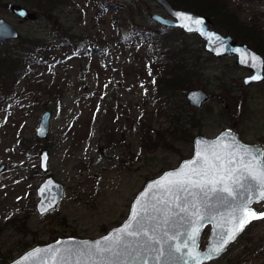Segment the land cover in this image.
<instances>
[{
    "label": "rangeland",
    "instance_id": "1",
    "mask_svg": "<svg viewBox=\"0 0 264 264\" xmlns=\"http://www.w3.org/2000/svg\"><path fill=\"white\" fill-rule=\"evenodd\" d=\"M124 1L113 0L103 23L94 21L96 0H65L49 16L31 7L34 0H0V18L17 27L23 41L33 36L56 40L59 35L86 32L98 47L92 51L95 45L90 43V57L71 54L64 64L52 66L46 73L33 72L32 84L15 86L21 94L17 104L11 99L7 110L0 112V165H7L0 173V254L12 256L11 261L55 237L97 238L122 224L148 180L193 155L197 135L214 137L234 128L244 141L264 143V81L246 86L244 78L250 71L237 65L235 57L215 58L206 51L195 56L201 69L189 90L204 89L212 99L198 114L179 101L181 109L193 116L195 124L184 129H190L194 137L172 133L179 132L180 124L161 114L155 104L147 105L150 97L143 85L147 66L142 67V74L139 66L134 72L130 53L118 55L99 44L109 40L113 19L122 17L116 7ZM139 1L152 14L165 15L155 0ZM227 4L254 31L252 43H264V0H228ZM12 5L27 7L36 17L21 19L12 13ZM146 28L157 27L148 24ZM215 29L228 34L217 25ZM102 35H106L104 41ZM193 40L188 39L190 44ZM21 45L19 40L0 43V52H12ZM55 82L61 84L62 96H57ZM3 94L0 89V97ZM47 109L52 111L51 131L48 140H43L35 135V128ZM149 121L153 125L150 131L159 129L169 145L163 142L143 149L135 124ZM114 129L118 135L108 148L109 133ZM44 148L50 153L49 174L65 185L66 192L57 208L40 215L36 189L46 174L34 167H39V153ZM254 207L264 211V201ZM205 230L202 247L210 236V227ZM205 264H264V217L252 222L220 258Z\"/></svg>",
    "mask_w": 264,
    "mask_h": 264
},
{
    "label": "water",
    "instance_id": "2",
    "mask_svg": "<svg viewBox=\"0 0 264 264\" xmlns=\"http://www.w3.org/2000/svg\"><path fill=\"white\" fill-rule=\"evenodd\" d=\"M165 15L153 13L151 18L161 27L177 28L187 34H196L204 42V49L215 58L235 57L236 64L246 68L250 74L244 78L246 86L264 81V56L247 43H240L230 34H223L211 25V19L191 10L175 8L168 0H155ZM11 11L21 19L32 20L36 14L27 7L12 5ZM23 13V15H21ZM190 17L192 19H182ZM199 20L200 24L193 23ZM187 25V26H185ZM191 29V30H190ZM20 38L18 28L4 18H0V42ZM210 94L201 88L187 91L189 104L201 109L209 100ZM52 111L47 109L35 128V135L48 140L51 131ZM252 150L251 155L244 148ZM203 151L216 169H208L207 177H193L205 184L203 189L187 185L185 189L167 183L175 177L169 173L180 171L187 162L197 161L193 167L206 165L197 158ZM219 155L220 160L215 156ZM255 159H252V157ZM229 160L232 162L229 163ZM7 168L0 165V173ZM39 168L46 174L36 189L39 198L36 209L40 215L53 211L64 197L65 185L56 180L50 170V153L44 148L39 153ZM230 169L231 171H225ZM264 169V143L244 141L234 128H226L214 137L197 135L194 139V152L180 164L164 171L161 175L146 182L136 195L127 219L97 238L63 237L48 244L30 248L8 264H205L220 258L228 247L254 221L261 218L263 211L254 206L264 201L259 193L264 191L253 176ZM225 176L220 182L219 176ZM230 177V178H228ZM217 180L214 184L207 180ZM224 187L231 190L223 191ZM250 201V203H249ZM247 205L259 218L249 219L242 230L227 243L223 241L241 218V209ZM134 213L135 218H134ZM127 232L135 235L129 236ZM210 227V236L204 247L201 236ZM195 233V239L190 237ZM187 245V247H185ZM219 252L213 249L220 248ZM180 251H176V248Z\"/></svg>",
    "mask_w": 264,
    "mask_h": 264
},
{
    "label": "trees",
    "instance_id": "3",
    "mask_svg": "<svg viewBox=\"0 0 264 264\" xmlns=\"http://www.w3.org/2000/svg\"><path fill=\"white\" fill-rule=\"evenodd\" d=\"M34 1L36 2L31 7L38 8L49 16V13L54 12L55 8L61 6L65 0ZM170 1L174 7L191 10L209 17L213 22V28L217 25L225 29L228 34L247 42L264 55V43H252L250 36H253L252 32L254 31L244 25L235 13L230 10L231 8L227 4L228 0ZM124 2V4L116 7V12L121 14L122 17L118 15L113 19L109 40L99 44L104 45L106 51H113L118 55L130 53L134 72H138L137 67L139 66L141 73L143 72L142 67L147 66L146 68L149 70L148 77L145 82L142 81L143 85H146L145 91L148 93L146 96L151 99L147 101V105L155 104L161 114H167L176 123L180 124L179 132L178 129L172 132L175 136L186 135L189 138H193L194 136L190 129L186 132L184 126H193L195 121L193 116L191 117L186 110L181 109V104L185 108L193 110L194 114H198L201 111V109H196L189 104L185 91L189 90L199 75L201 68L195 56L205 51L204 42L195 34H187L177 28L160 27L151 18V10L142 7L139 0H125ZM95 5L97 14L94 21L100 20L106 23L104 13L108 8L113 7V0H96ZM148 24H154L158 29L151 30L146 28ZM76 34L68 37L59 35L56 40H52L50 37L37 36L29 37L24 41L19 38L18 40L22 43L21 47H16L12 52H0V89L4 93L0 97V112L7 110V105H9L11 99L17 104L21 94L15 91V86L20 82L32 84L30 75L33 72L46 73L52 66L57 67L64 64L67 58H71V54L83 58L88 57L90 43L95 45L92 51H98L97 44L86 37V32ZM105 36L102 35L103 41L106 39ZM193 37L194 40L190 44L188 39ZM126 72L129 75L128 69H126ZM148 79L153 80L154 85L151 86ZM41 86L42 83H40L39 87ZM54 87L57 89V96H62L61 84L57 82ZM48 88V92H51ZM40 90L43 91L41 88ZM211 99L212 96L210 95L209 100ZM179 101L181 104H179ZM135 126V134L140 135L143 139V149H147V146L151 148L167 142L164 134L159 129L150 131L153 127L152 122L149 121L147 125L146 123H139L135 124ZM116 130H111L112 133H109L111 138L108 139V148L115 142ZM166 144L169 145L170 143L167 142ZM21 150L25 151V146ZM34 168L39 169L38 166ZM54 239L57 240L58 237ZM11 259L12 256L7 253L0 254V264H8Z\"/></svg>",
    "mask_w": 264,
    "mask_h": 264
},
{
    "label": "snow or ice",
    "instance_id": "4",
    "mask_svg": "<svg viewBox=\"0 0 264 264\" xmlns=\"http://www.w3.org/2000/svg\"><path fill=\"white\" fill-rule=\"evenodd\" d=\"M21 15H23V13H21ZM182 19H192L190 17H183L181 16ZM193 23L195 24H200L201 22L199 20H194ZM187 26V25H185ZM191 30V29H190ZM245 153L251 155L252 150L245 147L244 148ZM197 158L203 161V164L206 165V167L204 168H195L193 167V165H195L197 163V161L194 159L193 161L187 162L184 167L176 172V173H169V177H175L174 180H168L167 183L169 184H174V185H178L180 186V188L183 190L185 189V187L187 185H191L192 187H196V188H201L203 189L205 187V184L201 182V180H197V179H193V177H207L208 175V169H216V164L215 163H211L209 161V158L207 157V155H205L203 153V151L198 152L197 153ZM216 160H220L221 157L219 155L215 156ZM252 159H255V157L253 156ZM232 161L229 160V163H231ZM225 171H231L230 169H225ZM225 176L221 175L218 177V180L220 182L225 180ZM230 178V177H228ZM253 179L257 180L259 182V184L264 187V169H262L258 175L253 176ZM217 180L213 179V180H207V183L209 184H214L216 183ZM223 191L225 192H229L231 194V190L228 187H224ZM261 198H264V191H261L259 193ZM250 203V201H249ZM242 215L241 218L239 219L236 227L231 230L228 235L227 238L223 241V243H227L228 240L233 239L235 237V234L237 232H239L240 230H242L244 224H246L249 219H257L259 218V216L257 215V213L253 210H251L247 205L243 206L241 209ZM135 213H134V218H135ZM264 215V214H261ZM128 227H130V225L125 226V228L123 229V231H125L127 233V235L132 236L135 235V233L133 232H127ZM199 229L196 228L194 229V234L192 237H190L191 239H195V233H198ZM185 247H187V245H185ZM222 250V245L220 248H215L213 249L214 252H219ZM176 251H180V249L177 247Z\"/></svg>",
    "mask_w": 264,
    "mask_h": 264
},
{
    "label": "flooded vegetation",
    "instance_id": "5",
    "mask_svg": "<svg viewBox=\"0 0 264 264\" xmlns=\"http://www.w3.org/2000/svg\"><path fill=\"white\" fill-rule=\"evenodd\" d=\"M213 22H212V20H211V24H212ZM231 35V34H230ZM233 36V35H232ZM235 37V36H234ZM236 38V37H235ZM237 39V38H236ZM11 41V40H10ZM237 41L238 42H240V43H247V42H244V41H239V39H237ZM5 42H9V41H4V42H1V43H5ZM246 69V68H245ZM247 70V69H246Z\"/></svg>",
    "mask_w": 264,
    "mask_h": 264
}]
</instances>
